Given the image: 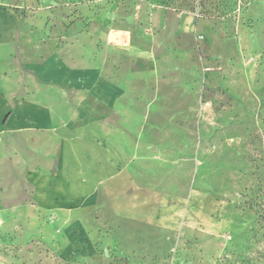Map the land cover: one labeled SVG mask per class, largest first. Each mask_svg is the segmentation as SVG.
<instances>
[{"label":"rangeland","instance_id":"374dc122","mask_svg":"<svg viewBox=\"0 0 264 264\" xmlns=\"http://www.w3.org/2000/svg\"><path fill=\"white\" fill-rule=\"evenodd\" d=\"M155 1L0 0L20 65L115 85L67 114L62 161L0 160V264H264V0Z\"/></svg>","mask_w":264,"mask_h":264},{"label":"crops","instance_id":"0c3cea01","mask_svg":"<svg viewBox=\"0 0 264 264\" xmlns=\"http://www.w3.org/2000/svg\"><path fill=\"white\" fill-rule=\"evenodd\" d=\"M114 88L98 69L73 67L53 55L20 65L10 28L0 35V160L15 159L16 140L21 138L30 151L62 161L60 146L75 143L68 134L73 124L67 122V114L78 108L87 91L109 97ZM52 93L60 94L59 104ZM74 199L79 204H92L95 195Z\"/></svg>","mask_w":264,"mask_h":264},{"label":"trees","instance_id":"16d2710c","mask_svg":"<svg viewBox=\"0 0 264 264\" xmlns=\"http://www.w3.org/2000/svg\"><path fill=\"white\" fill-rule=\"evenodd\" d=\"M229 2L230 0H156L154 3L179 11H198L205 15L221 16L233 10Z\"/></svg>","mask_w":264,"mask_h":264}]
</instances>
